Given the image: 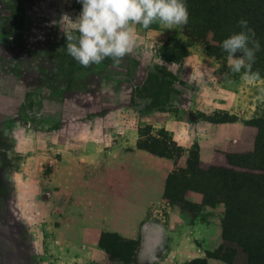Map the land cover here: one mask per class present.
<instances>
[{
    "label": "rangeland",
    "instance_id": "1",
    "mask_svg": "<svg viewBox=\"0 0 264 264\" xmlns=\"http://www.w3.org/2000/svg\"><path fill=\"white\" fill-rule=\"evenodd\" d=\"M81 11L77 0H0V201L9 219L23 220L17 234L0 237V264H57L47 242L51 236L70 247L77 213L81 216V149L89 141L107 145L132 133L137 146L147 145L178 162L184 157L177 170L183 173L189 155L199 151L196 138H220L221 131L211 127L225 118L228 149H216L209 166L232 170L236 179L251 177L246 184H235L229 173H218L227 177L221 188L208 187L207 200L225 192L221 218L250 213L248 199L254 198L264 175L263 168L236 165L246 161L256 167L254 156H240L264 148V62L253 65L261 78L249 82L242 78L243 70L230 71L228 55L210 54L206 44H217L211 32L200 40L187 35L184 26L167 29L155 23L149 29L132 26L135 46L119 67L106 58L85 68L68 55L64 34L78 35L75 22ZM213 97L228 101L227 109L216 108ZM181 131L192 141L184 148L177 145ZM209 166L199 162L202 169ZM53 175H67V190L49 188ZM177 187L179 197L182 188ZM183 207L191 213L197 208ZM36 209L44 222L33 219ZM152 220L145 222L147 232L161 221ZM104 241L117 255L124 254L123 260L104 264H126L133 244L114 236ZM223 244L206 250L197 264H227L207 255ZM231 244L234 264H264V250ZM98 246L103 249L100 237Z\"/></svg>",
    "mask_w": 264,
    "mask_h": 264
},
{
    "label": "crops",
    "instance_id": "2",
    "mask_svg": "<svg viewBox=\"0 0 264 264\" xmlns=\"http://www.w3.org/2000/svg\"><path fill=\"white\" fill-rule=\"evenodd\" d=\"M2 84L0 81V86ZM213 104L225 110L228 101L213 97ZM211 128L221 131L220 138H196L203 168L213 163L216 149H228V124L220 122ZM180 135L177 145L184 148L192 143L186 131H181ZM176 161L174 157L140 148L137 136L132 133L107 145L89 141L81 149V216L77 213L74 240L70 247L62 238L51 236L47 241L57 264L111 262L98 246L102 232L137 241L134 261L130 264H189L191 260L203 257L206 250L220 245V216L225 209L224 202L206 203L203 192L186 189L183 200L197 207L196 212L191 213L179 202H171L165 197L167 178L180 169L185 158ZM66 176L53 175L48 180L49 188L67 190ZM5 199L10 200L9 197ZM5 207L6 204L0 201L1 238L17 234L23 222L22 217L18 221L9 219ZM154 217L161 221L152 223L155 231L147 232L145 222H153ZM34 218L44 222L43 214L37 209Z\"/></svg>",
    "mask_w": 264,
    "mask_h": 264
},
{
    "label": "trees",
    "instance_id": "3",
    "mask_svg": "<svg viewBox=\"0 0 264 264\" xmlns=\"http://www.w3.org/2000/svg\"><path fill=\"white\" fill-rule=\"evenodd\" d=\"M186 4L189 12V23L184 26L187 35L196 39L205 40L208 32L212 33V39L217 42L216 45L206 44L207 50H210L211 55L225 54L221 48L222 41L234 33H238L241 29L237 26V22L244 18L248 20L249 26L254 29L256 38L261 43V50L256 55V62H264V0H183ZM172 55V53H171ZM235 55H243L242 53H236ZM181 58H178V60ZM225 118L218 120L217 122H225ZM140 148L147 149L154 154H159L149 148L147 145H141ZM163 155V154H159ZM247 156H254L252 160L254 163H259L256 167H251V162H239L236 165L246 168H263L264 169V148L255 147L252 153L240 156L245 158ZM198 152L189 155L187 160V166L185 171L179 173L174 171L167 178V188L165 191V197L171 202H179L182 208L183 205L189 204L183 200V192L186 189L200 190L204 194V202L214 204L218 201H225L224 191H214L218 194L216 198L211 202H208V187L211 189L213 186L221 188L222 180L227 175H218L219 172L222 174L229 173L230 178L235 184H246L249 181L251 175H238L240 178L244 177L241 181L237 176L236 172L221 167L209 166L208 169H202L199 167ZM178 172V173H176ZM216 183V184H213ZM181 187V193L178 197V186ZM217 188V187H215ZM213 190V189H211ZM219 190V189H217ZM223 195V197H222ZM249 203L253 204L252 211L244 216L238 214L227 213L221 218V236L223 245L215 251H207V255L220 258L227 264H234V253L235 249L231 243L245 244L261 250H264V175H260L257 183L256 194L253 199H248ZM195 206V205H193ZM236 220L237 225H229L228 219ZM229 220V221H230ZM236 227V231H232ZM229 229V230H227ZM108 236H114L118 240H124L116 233L102 232L100 235V241L103 249L109 256V259L115 260L119 258L124 259V254L117 255V251L110 248L109 243L105 240ZM130 242L133 244L132 249L128 253V260L126 264L133 262L134 258V246L137 241L125 240L124 242ZM116 252V253H115ZM189 264H197V259H193Z\"/></svg>",
    "mask_w": 264,
    "mask_h": 264
},
{
    "label": "clouds",
    "instance_id": "4",
    "mask_svg": "<svg viewBox=\"0 0 264 264\" xmlns=\"http://www.w3.org/2000/svg\"><path fill=\"white\" fill-rule=\"evenodd\" d=\"M77 2L82 4V11L75 22L78 35L65 31L64 34L68 55L85 68L99 65L106 58H111L113 66L119 67L135 46L133 25L149 29L151 25L159 23L167 29H174L189 23L188 8L183 0ZM237 26L241 30L224 39L221 48L228 54L230 71L236 74L243 70L242 78L254 82L261 78L258 70L253 71L261 43L248 20L241 18ZM238 52L243 54L240 58L235 57Z\"/></svg>",
    "mask_w": 264,
    "mask_h": 264
}]
</instances>
